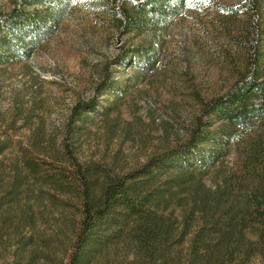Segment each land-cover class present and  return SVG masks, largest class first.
<instances>
[{
    "label": "rangeland",
    "instance_id": "rangeland-1",
    "mask_svg": "<svg viewBox=\"0 0 264 264\" xmlns=\"http://www.w3.org/2000/svg\"><path fill=\"white\" fill-rule=\"evenodd\" d=\"M214 1V8L188 10L164 30L118 40L99 3L77 0L43 49L24 63L0 68V139L6 140L0 154V264H65L70 222L77 219L72 198L29 176L21 161L25 153L66 165L67 146L81 162L125 173L182 135L192 104L183 93L189 83L205 95L231 80L242 55L244 8L256 3L264 20V0ZM10 6L11 0H0L1 12ZM140 43L158 52L155 79L130 83L116 105L112 93L103 94L98 114L70 131L72 106L95 96L108 69L118 82L130 80L132 68H119L112 58L121 47ZM110 104L113 109L102 113ZM231 163L227 158L222 170ZM179 197L181 202L162 208L175 227L187 209L185 196ZM191 239L167 238L166 249L149 262L137 254L133 238H114L89 264H237L214 240L196 247L190 262ZM252 240H243V264H257Z\"/></svg>",
    "mask_w": 264,
    "mask_h": 264
},
{
    "label": "trees",
    "instance_id": "trees-1",
    "mask_svg": "<svg viewBox=\"0 0 264 264\" xmlns=\"http://www.w3.org/2000/svg\"><path fill=\"white\" fill-rule=\"evenodd\" d=\"M77 0H11L0 11V68L29 60L58 32ZM101 5L116 39L166 29L188 10L214 8V0H94ZM242 55L228 83L202 95L189 83L182 135L125 173L81 162L64 146L66 165L40 162L25 153L22 164L35 180L75 201L77 219L65 264H89L114 238H133L137 254L151 262L164 251L167 238H192L193 250L210 240L223 244L229 261L243 264L244 238L257 246V264H264V20L256 3L246 4ZM158 52L143 44L121 47L112 58L119 68H132L130 80L118 82L109 69L95 96L76 102L68 115L74 131L98 114L99 97L126 92L134 81L155 79ZM113 104L103 106L107 114ZM186 114V115H187ZM0 139V154L5 147ZM231 165L222 170L227 158ZM43 172V173H41ZM45 173V174H44ZM205 179L212 181L205 184ZM210 181V182H211ZM187 209L175 227L162 208L181 202Z\"/></svg>",
    "mask_w": 264,
    "mask_h": 264
}]
</instances>
